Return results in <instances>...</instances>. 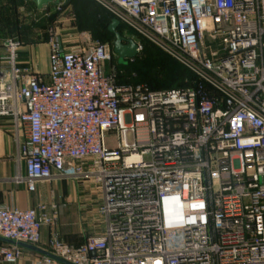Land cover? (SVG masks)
<instances>
[{"label": "built area", "instance_id": "obj_1", "mask_svg": "<svg viewBox=\"0 0 264 264\" xmlns=\"http://www.w3.org/2000/svg\"><path fill=\"white\" fill-rule=\"evenodd\" d=\"M68 1L30 21L60 15ZM97 1L124 37L160 46L194 80L162 90L119 83L109 43L66 42L54 25L44 29L42 75L18 64L19 36L4 40L0 117L14 123L18 181L29 192L64 177L92 183L103 224L77 246L53 233L42 249L69 264H264V0ZM61 207L0 206L10 243L0 262L15 263L19 243L40 247Z\"/></svg>", "mask_w": 264, "mask_h": 264}, {"label": "crops", "instance_id": "obj_2", "mask_svg": "<svg viewBox=\"0 0 264 264\" xmlns=\"http://www.w3.org/2000/svg\"><path fill=\"white\" fill-rule=\"evenodd\" d=\"M12 0H0V8L8 7L16 11L21 17H27L37 11L30 3L14 5ZM23 6L25 13L19 14L18 9ZM26 24V22H25ZM29 34V33H28ZM15 34H7L0 29V57L5 54L4 40ZM41 38H43V35ZM17 62L20 66H29L35 72L46 75L49 69V47L47 43L26 44L17 52ZM17 142L14 123L9 117H0V206L18 209H30L40 204H61L59 218L54 227L44 226L41 229V244L38 249L46 252L42 247L51 234L55 233L65 243L71 246L81 244L92 234L95 227L93 215L95 209L86 194L88 186H79L70 178L54 179L50 182H38L33 192H29L23 182L18 181L24 175V166L18 162ZM1 244H10L0 238ZM23 253L15 263L0 264H38L42 253L20 246Z\"/></svg>", "mask_w": 264, "mask_h": 264}, {"label": "rangeland", "instance_id": "obj_3", "mask_svg": "<svg viewBox=\"0 0 264 264\" xmlns=\"http://www.w3.org/2000/svg\"><path fill=\"white\" fill-rule=\"evenodd\" d=\"M96 13H104L107 16H111V12L102 6L97 0H69L65 5L63 13L60 15H51L49 18L40 19L39 14L36 13L37 21H30V16L21 17L19 19L24 25L34 24L32 31L27 34L24 44H37V43H46L47 36L44 33L46 27L54 25L57 34L62 37L66 42L70 43H80L84 44L89 40L97 37V29L94 23V16ZM42 22V23H41ZM26 24V26H27ZM31 26V25H30ZM43 35V38H41ZM128 34V33H126ZM44 37L46 39H44ZM134 41H138L141 46L140 58L137 62L132 65V69L137 73H147L150 69H160V67L166 66L172 71H179V63L174 60L164 49L160 46L152 43L144 37H137L134 35L132 38ZM155 54L156 59H152L150 56L152 53ZM148 54H150L148 56ZM209 54V52H208ZM139 139L146 138V130L140 129L137 133ZM85 186H88L86 194L89 197V201L95 209L93 215V221L95 224L94 229L91 231V235L98 234L102 228V219L97 212L98 202L96 196V190L92 183H86ZM83 188V187H79Z\"/></svg>", "mask_w": 264, "mask_h": 264}, {"label": "trees", "instance_id": "obj_4", "mask_svg": "<svg viewBox=\"0 0 264 264\" xmlns=\"http://www.w3.org/2000/svg\"><path fill=\"white\" fill-rule=\"evenodd\" d=\"M22 0H12V4L19 5ZM30 5L35 7L32 1L29 2ZM12 9V8H11ZM8 7L0 8V29L4 30L7 34H15L19 36L22 40H25L27 34L32 31V27L34 24H26L24 25L19 20V15H17L16 11H12ZM112 20L111 16H107L104 13H96L94 16V25L97 29V37L102 42H107L110 44L112 48V43L114 40L113 34L108 32V25ZM42 23V22H41ZM125 28L122 25L117 27V31L123 35ZM44 39H46L44 37ZM154 51H152L153 53ZM143 51L139 52L138 55L132 60H125V63H119L118 58L114 59V64L118 70V82L123 84H138L145 83L153 90H162V89H182L191 86L194 76L186 70L182 65H179V71H172L168 69L166 66L160 67V69H150L147 73L139 74L135 70L132 69V65L137 62L140 58V55ZM150 54H148L149 56ZM153 60L155 58V54H151L150 56Z\"/></svg>", "mask_w": 264, "mask_h": 264}, {"label": "water", "instance_id": "obj_5", "mask_svg": "<svg viewBox=\"0 0 264 264\" xmlns=\"http://www.w3.org/2000/svg\"><path fill=\"white\" fill-rule=\"evenodd\" d=\"M37 10H41L43 7L50 3H58V0H32ZM119 21L112 19L107 29L108 32L113 34L114 40L112 43V52L117 56L119 63H125V60L135 58L138 55L137 44L130 38H126L117 31ZM5 241V240H4ZM19 246H23L34 251L42 253L44 256H49L60 262L61 264H69L57 257L50 255L48 252H44L37 247L19 243Z\"/></svg>", "mask_w": 264, "mask_h": 264}]
</instances>
